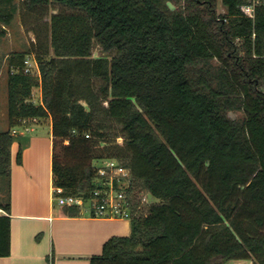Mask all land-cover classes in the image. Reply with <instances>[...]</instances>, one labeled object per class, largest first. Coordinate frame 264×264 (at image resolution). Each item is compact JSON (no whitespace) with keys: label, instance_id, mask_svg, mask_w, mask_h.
<instances>
[{"label":"trees","instance_id":"obj_1","mask_svg":"<svg viewBox=\"0 0 264 264\" xmlns=\"http://www.w3.org/2000/svg\"><path fill=\"white\" fill-rule=\"evenodd\" d=\"M15 1L0 0V37ZM222 1L224 14L217 0H24L27 11L62 10L35 50L39 73L25 70L30 51L8 55L0 177H11L13 132L33 119L52 120L64 195L90 198L95 161L118 159L132 232L90 264H264V0L255 18L241 10L247 0ZM96 43L109 54L96 57ZM11 229L0 214V257L11 255Z\"/></svg>","mask_w":264,"mask_h":264},{"label":"crops","instance_id":"obj_2","mask_svg":"<svg viewBox=\"0 0 264 264\" xmlns=\"http://www.w3.org/2000/svg\"><path fill=\"white\" fill-rule=\"evenodd\" d=\"M13 51L22 50L6 52L3 67L5 64L8 67L7 58ZM2 68L0 75L3 74ZM7 70L9 72V67ZM34 101L41 103L42 94L40 101L35 98ZM43 122H48L51 127L47 138L42 135L26 137L24 130L34 131ZM2 124L7 130L9 118L2 119ZM13 133L11 177H0V204H11L10 214L2 208L0 214L11 217L12 252L10 256L0 257V264H90V258L102 253L104 243L110 237L131 234L130 219L95 217L85 210H81L80 215L69 216L63 213L65 205L57 207L52 171L51 118L33 119ZM45 140L49 148L46 172L41 166ZM20 147L21 164L17 162ZM226 264H253V261L241 259Z\"/></svg>","mask_w":264,"mask_h":264},{"label":"rangeland","instance_id":"obj_3","mask_svg":"<svg viewBox=\"0 0 264 264\" xmlns=\"http://www.w3.org/2000/svg\"><path fill=\"white\" fill-rule=\"evenodd\" d=\"M217 11L220 14H224L227 12V7L223 4L222 0H217ZM16 5L18 8V12L10 25L7 28V35L4 37H0V68L3 67V55L6 54L10 49L14 50H27L30 51L31 54L28 56L31 65L35 72H38L39 68L37 62L35 60V50L37 45L41 42V40H48L50 43V34H51V14L61 11L62 8L59 6L52 4L49 6L39 7L34 11H27L23 6L24 0H16ZM166 8H176V5L172 2L165 3ZM4 50L5 52H1ZM109 53L104 52L98 43L95 44L94 55L96 57L99 56H107ZM217 62V61H215ZM3 74L0 75V131H4L6 128L2 124V119L8 120V67L5 66L2 68ZM40 88L34 89V98L37 101H40ZM3 104V105H2ZM231 118L234 119H242L244 114L241 111H231L229 113ZM36 130L29 131L24 130V133L27 138L35 137L36 135H42L45 138L49 136V132L51 130L50 124L48 122H43ZM16 130H19L16 129ZM48 141L45 140L44 149L42 151V164L41 166L44 168L45 172L48 169V159H49V148ZM120 142L122 140L120 139ZM149 199L151 202H157L158 199L153 195H149ZM55 202L57 207H60L59 200L57 195H55Z\"/></svg>","mask_w":264,"mask_h":264},{"label":"built area","instance_id":"obj_4","mask_svg":"<svg viewBox=\"0 0 264 264\" xmlns=\"http://www.w3.org/2000/svg\"><path fill=\"white\" fill-rule=\"evenodd\" d=\"M262 3L263 0H247L241 5V10L245 15L255 18L256 8ZM25 70L26 72L39 73V70L38 72L34 71L28 58ZM120 139L122 140V138ZM94 164L96 177L94 180L95 188L91 197L85 199L74 194L64 195L63 188L55 187L54 193L57 195L59 204L62 206H79L81 210H85L95 217L131 220L132 212L128 196L130 182L127 172L116 158L100 159Z\"/></svg>","mask_w":264,"mask_h":264}]
</instances>
